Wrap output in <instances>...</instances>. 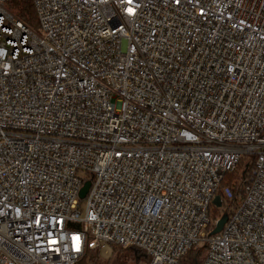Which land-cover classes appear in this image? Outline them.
Instances as JSON below:
<instances>
[{
  "label": "built area",
  "instance_id": "1",
  "mask_svg": "<svg viewBox=\"0 0 264 264\" xmlns=\"http://www.w3.org/2000/svg\"><path fill=\"white\" fill-rule=\"evenodd\" d=\"M9 1L0 264L110 244L148 264L202 245L203 264H264V0H33L37 31Z\"/></svg>",
  "mask_w": 264,
  "mask_h": 264
},
{
  "label": "trees",
  "instance_id": "2",
  "mask_svg": "<svg viewBox=\"0 0 264 264\" xmlns=\"http://www.w3.org/2000/svg\"><path fill=\"white\" fill-rule=\"evenodd\" d=\"M7 8L19 19H21L23 22H25L31 29L34 31L38 30V19L37 14L34 6L33 0H10L7 3ZM239 167H247V163L245 161H241L239 164ZM235 172H229L225 175V179L223 181V185H226L229 182H232L237 176ZM215 214H219V211L217 210ZM108 246H112L114 248V260L109 261V264H129L127 261V258L125 257V252L128 249H124L119 245L110 244ZM133 249V248H132ZM138 255H141L142 252L133 249ZM207 255V246L202 245L198 247H194L189 251V253L181 259L179 264H187L184 263L185 258L189 256L193 259L192 264H203L205 257ZM88 262H92V264H99V251L97 250H88L85 254V256L80 259L77 264L82 261L86 260ZM184 260V261H183Z\"/></svg>",
  "mask_w": 264,
  "mask_h": 264
},
{
  "label": "rangeland",
  "instance_id": "3",
  "mask_svg": "<svg viewBox=\"0 0 264 264\" xmlns=\"http://www.w3.org/2000/svg\"><path fill=\"white\" fill-rule=\"evenodd\" d=\"M243 170H244V167L238 166V168L235 171V173L237 174L236 175L237 177L232 181H237V179H239L238 177H239L240 172ZM81 205H82V210L84 212L86 208L85 200L81 202ZM125 257L127 258V261L129 264H148V259L145 258L143 254L138 255L133 249H128L125 252ZM113 260H114V248L112 246H107L105 249L99 252V264H109V261H113ZM184 263L192 264L193 259L187 256L185 258ZM78 264H92V262H88L86 259V260L80 261Z\"/></svg>",
  "mask_w": 264,
  "mask_h": 264
},
{
  "label": "water",
  "instance_id": "4",
  "mask_svg": "<svg viewBox=\"0 0 264 264\" xmlns=\"http://www.w3.org/2000/svg\"><path fill=\"white\" fill-rule=\"evenodd\" d=\"M90 185H91V183L89 181H87V182H85L82 189L80 190L79 196L82 200L86 197V195L89 191ZM227 220H228V213H224L220 217V219L217 221L215 228L209 233V236H214V235L219 234L222 231Z\"/></svg>",
  "mask_w": 264,
  "mask_h": 264
},
{
  "label": "snow or ice",
  "instance_id": "5",
  "mask_svg": "<svg viewBox=\"0 0 264 264\" xmlns=\"http://www.w3.org/2000/svg\"><path fill=\"white\" fill-rule=\"evenodd\" d=\"M74 239H78V238H75V237H74Z\"/></svg>",
  "mask_w": 264,
  "mask_h": 264
}]
</instances>
